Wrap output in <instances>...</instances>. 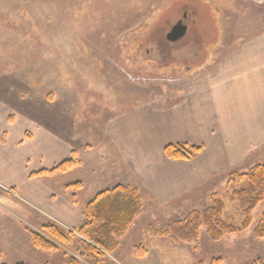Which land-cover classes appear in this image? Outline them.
<instances>
[{"label": "rangeland", "instance_id": "rangeland-1", "mask_svg": "<svg viewBox=\"0 0 264 264\" xmlns=\"http://www.w3.org/2000/svg\"><path fill=\"white\" fill-rule=\"evenodd\" d=\"M180 20L187 25L185 35L168 40L167 34ZM260 37L264 44V0H0V100L16 114L31 108L32 117L42 113L51 126L69 133L77 127L102 139L105 122L117 113L139 104L167 109L183 102L192 81L201 72L205 75V64L215 63L221 54L227 56L243 41ZM258 164L264 165V146H257L254 161L248 159L228 175L216 176L217 189L210 186L206 203H198L199 207L177 212L173 218L162 214L165 209L160 210V219L139 216L115 252L97 255L98 264H211L214 258H220L221 264L264 262V238L253 233L264 200L253 213L251 227L219 241H212L205 227L198 246L147 231L149 225L167 227L209 207L216 195L225 198V218L236 221L238 209L252 191L238 203L231 192L249 187L238 177ZM231 180H235L232 185ZM7 201L21 202L0 183V203ZM10 227L7 219L0 220L1 259L6 263L18 259L8 263L15 264L23 261L25 253L23 247L18 251L13 246L14 255L6 257ZM29 229L23 232L29 235ZM12 233L19 234V229ZM140 245L147 250L143 257L136 254ZM78 246L74 241L66 246L70 252L60 249L63 264H71ZM47 252L42 259L52 264L56 252ZM25 257L31 260L32 254ZM87 263L92 262L85 258L78 264Z\"/></svg>", "mask_w": 264, "mask_h": 264}, {"label": "crops", "instance_id": "crops-1", "mask_svg": "<svg viewBox=\"0 0 264 264\" xmlns=\"http://www.w3.org/2000/svg\"><path fill=\"white\" fill-rule=\"evenodd\" d=\"M259 39L243 41L227 56L205 64V75L201 72L192 81L183 102L167 109L139 104L117 113L105 122L102 139L77 127L69 133L51 126L42 113L32 117L31 108L16 114L0 100V183L21 201L0 203L5 214L0 220L13 225L6 257L18 246V251L24 248V262L47 264L42 257L48 252L34 247L23 228L40 231L43 224L55 222L76 229L84 221L87 203L116 185L139 190L143 211L137 218L147 214L160 219L162 209L173 218L206 203L209 187H217L216 176L254 161L257 146H264V44ZM172 142L204 149L193 160H171L164 148ZM72 157L78 162L71 169L51 171ZM14 228L19 234L12 233ZM59 251L52 254V264H63ZM12 261L7 262L18 259Z\"/></svg>", "mask_w": 264, "mask_h": 264}, {"label": "trees", "instance_id": "trees-1", "mask_svg": "<svg viewBox=\"0 0 264 264\" xmlns=\"http://www.w3.org/2000/svg\"><path fill=\"white\" fill-rule=\"evenodd\" d=\"M203 150L201 145L189 143H171L165 146V154L170 159L192 160ZM74 155V154H73ZM77 159L71 158L54 167L52 172H65L71 169ZM239 182H246L249 187L234 189L231 193L233 201L238 203L246 194L252 191L251 197L238 209L239 219L228 221L224 196L212 197V203L203 210H194L185 218L171 222L167 227H147L151 236L169 237L179 243H196L198 246L201 237V228L207 229V234L212 241H219L224 235L238 233L246 230L253 224V213L264 200V165L258 164L248 173H242L238 177ZM235 180H231L230 185ZM74 185V184H73ZM229 189V188H228ZM143 211V201L139 190L128 185H116L98 192L85 208L83 223L76 229L65 227L51 222L40 231L29 229V235L34 247L43 250H60L71 246L74 241L79 245L72 255L71 264H78L81 259L91 260V264H98L97 255L112 254L118 247L120 239L125 235L135 219ZM253 233L258 238H264V211ZM66 247V248H65ZM138 257L147 254L144 246L136 247ZM0 250V264H8L2 261ZM15 264H28L20 261ZM195 264H203L195 263ZM211 264H221L220 258H214ZM251 264H264L262 260H256Z\"/></svg>", "mask_w": 264, "mask_h": 264}, {"label": "water", "instance_id": "water-1", "mask_svg": "<svg viewBox=\"0 0 264 264\" xmlns=\"http://www.w3.org/2000/svg\"><path fill=\"white\" fill-rule=\"evenodd\" d=\"M187 31V27L183 23L179 22L171 29L167 34V39L170 41H176L177 39L183 37Z\"/></svg>", "mask_w": 264, "mask_h": 264}, {"label": "flooded vegetation", "instance_id": "flooded-vegetation-1", "mask_svg": "<svg viewBox=\"0 0 264 264\" xmlns=\"http://www.w3.org/2000/svg\"><path fill=\"white\" fill-rule=\"evenodd\" d=\"M179 22L183 23L181 20H180V21H178L177 23H179ZM177 23H176V24H177ZM176 24H175V25H176ZM183 25H185V26L187 27V25H186V24H183ZM173 27H174V26H173Z\"/></svg>", "mask_w": 264, "mask_h": 264}]
</instances>
